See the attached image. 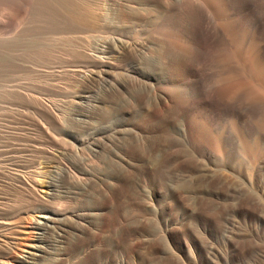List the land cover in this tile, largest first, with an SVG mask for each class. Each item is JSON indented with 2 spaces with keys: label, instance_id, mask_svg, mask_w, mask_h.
<instances>
[{
  "label": "rangeland",
  "instance_id": "1",
  "mask_svg": "<svg viewBox=\"0 0 264 264\" xmlns=\"http://www.w3.org/2000/svg\"><path fill=\"white\" fill-rule=\"evenodd\" d=\"M23 1L0 2V42L36 41L0 51V264H264V0H72L34 24ZM226 22L257 44L241 68Z\"/></svg>",
  "mask_w": 264,
  "mask_h": 264
},
{
  "label": "bare ground",
  "instance_id": "2",
  "mask_svg": "<svg viewBox=\"0 0 264 264\" xmlns=\"http://www.w3.org/2000/svg\"><path fill=\"white\" fill-rule=\"evenodd\" d=\"M1 1L5 2L6 0H0V2ZM27 2H28V15H29V20H30L31 24H34L35 22L38 21V19L43 15V13H42L43 10H52V11L55 12L57 9L58 10L59 9H65L69 13H71L72 10H74V5H73L74 1H72V0H27ZM234 2L238 4L240 1L239 0H234ZM205 4L208 6V8L211 9L213 15L215 17L219 18V19L223 18L224 15H226V13H228V12H226V11H228V9L223 7V6H225V3L222 0H206ZM76 9H77V7H76ZM73 12H75V11H73ZM225 18H227V17H225ZM73 23H75V22L73 21ZM218 24H219V22H218ZM44 25L45 26L46 25H48V26L49 25H57V22H55L54 20H47V21H45ZM219 25H222V24H219ZM223 25H224L223 27H225L227 32H229V34H230V36H229L230 38L229 39H231L230 40L231 41V48H229V51H227V52L225 51L226 54H224V56L221 57V58H224L226 56L224 60L227 59V61H228L229 59H231L232 61L237 63L236 67H238V65H239L240 66L239 68H241L243 57L245 56V59L248 61L249 56H250L251 48H254L255 51H256V45L257 44L255 42H253L252 45L250 46V48H245V46H244V40H246L245 38L248 36V32H249L248 28L249 27L247 28L244 25L239 30H236V29H233L231 27L230 22H226ZM28 30H29V33L31 31H33V29H31V28H28ZM28 30H26V32H28ZM28 35L26 36L27 38L24 37V38H22V40L20 38L19 40H16L13 44L16 47L25 48V50L30 53V52H32L30 50H32V48L35 46V42L36 41L34 42V39L30 38L31 34H30V36H28ZM31 37H33V36H31ZM12 45L10 46V44L7 43V42H0V51L2 50V48H4V49H6V50H3L5 52V51H7V48L12 47ZM29 53H28V55H29ZM253 54H254V52H253ZM1 56L4 58L5 55L1 54V52H0V57ZM255 59L256 58H254V60ZM3 60H6V59L4 58ZM249 60H250L249 61V63H250V68L249 69L252 70L253 75L255 76L254 79L256 80V83L259 82L258 84L261 85V87H262L261 88L258 85L260 88L257 90V92H258L257 94H259V95H256V93L253 94V95H256L257 97L259 96L260 99H264V89H263V86H264V64L261 61H258L256 63V62L252 61L251 59H249ZM256 60H258V59H256ZM247 61H245V62H247ZM238 84H236V85L232 84L234 87L232 86L233 88L230 89L231 90L230 91L231 92L230 95L235 96V94L238 91L239 92L241 91V90H239L240 87H239ZM228 86L231 87V85H229V84H228ZM260 89H262V91H260ZM227 90L229 91V87H228ZM252 91H256V90H252ZM248 92L252 93L250 90ZM230 98H232V96H230ZM40 218L43 220V223H39V222L36 223V226H34L35 230H41V228L44 226V224L48 223V221H49V219L46 218L44 215H41ZM36 251L37 250H36L35 246H31L30 247V251L26 252L27 257H25V259H23L21 261L22 262L21 264H30L29 260L30 259L34 260V257L36 256V254H35ZM26 259H28V261H26Z\"/></svg>",
  "mask_w": 264,
  "mask_h": 264
}]
</instances>
